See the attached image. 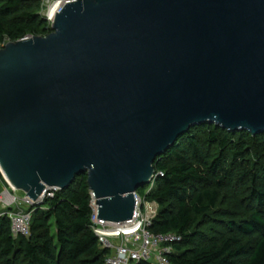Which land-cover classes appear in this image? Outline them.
Instances as JSON below:
<instances>
[{
	"label": "water",
	"instance_id": "1",
	"mask_svg": "<svg viewBox=\"0 0 264 264\" xmlns=\"http://www.w3.org/2000/svg\"><path fill=\"white\" fill-rule=\"evenodd\" d=\"M264 133V0H65L0 48V168L37 202L80 176L127 222L192 127Z\"/></svg>",
	"mask_w": 264,
	"mask_h": 264
},
{
	"label": "trees",
	"instance_id": "2",
	"mask_svg": "<svg viewBox=\"0 0 264 264\" xmlns=\"http://www.w3.org/2000/svg\"><path fill=\"white\" fill-rule=\"evenodd\" d=\"M39 9L36 0H0V46L46 29L49 22L39 16ZM201 127L214 130L204 142L196 134L180 137L156 159L154 167L160 177L154 187L149 192L146 188L137 191L159 205L150 230L179 236L168 254L172 264H264V161H253L251 171L241 177L250 185V216L235 220L231 213L217 210L220 191L234 182L229 160L232 166H243L247 161L244 137L232 140L230 135H249L264 159V133L253 137L246 131L231 133L208 124L192 127L189 132ZM222 133L225 137L220 140ZM213 146L221 153L230 149V158L212 159L208 147ZM211 213L224 221L227 233L207 239L196 227ZM91 214L87 176H80L68 189L34 208L29 237L14 238L11 220L1 216L0 264H105L109 251L101 247L92 229Z\"/></svg>",
	"mask_w": 264,
	"mask_h": 264
},
{
	"label": "built area",
	"instance_id": "3",
	"mask_svg": "<svg viewBox=\"0 0 264 264\" xmlns=\"http://www.w3.org/2000/svg\"><path fill=\"white\" fill-rule=\"evenodd\" d=\"M47 17L48 22L52 24L53 20ZM157 175L160 177V174ZM0 180L5 189L0 193V217H9L14 238L29 237L34 208L43 206L46 200L53 198L59 190H49L37 202H34L26 196L23 199L16 196L17 190L6 180L1 168ZM155 183L156 180H152L147 192L154 187ZM134 196L136 209L133 218L124 223L112 224L98 219V207L94 204L95 199L91 194L92 229L99 238L101 247L109 251L105 264H138L141 261L150 262L151 260L156 264H172L168 254L172 250L171 244L178 241L179 236L175 233L154 234L150 229L158 216V203L147 200L137 192ZM23 204L27 205L26 210H15L17 206Z\"/></svg>",
	"mask_w": 264,
	"mask_h": 264
},
{
	"label": "rangeland",
	"instance_id": "4",
	"mask_svg": "<svg viewBox=\"0 0 264 264\" xmlns=\"http://www.w3.org/2000/svg\"><path fill=\"white\" fill-rule=\"evenodd\" d=\"M36 1L40 5V9L38 12L39 16L47 20L48 12L51 6L56 1L64 2L65 0H36ZM49 25L46 29H41L38 35H30L27 38H32L35 36L44 37V36L49 35L51 33V30H49L51 29V24L49 23ZM9 42L10 41H6V43L2 44L0 48ZM211 130L213 131L214 128L212 127L195 128L191 132L187 133V135L196 134L198 135V138H200L202 142H204L209 134V131ZM240 136L244 137V146H247V149H246L247 159H245L247 161L243 162L244 163L243 166H238L234 164L233 165L234 167H233L232 166L233 162L231 161V159L229 160L228 166L231 167V171L234 176V182L232 186H228L225 189L220 191V199L217 205L218 211H225V212L231 213V215L234 216L235 220L245 219L249 217L251 213V208L248 203V198L250 196V185L249 183H247L246 178L245 179L244 177L241 178L243 176L242 174L244 172L251 171V169L254 166L253 161L255 160L256 161L258 160L260 162L264 161L263 156H261V153L259 154L256 148L254 139L249 137V135L241 134V133L230 135L232 140L238 139ZM224 137H225V134L222 133L219 139L222 140ZM183 140L185 139H182L181 141L183 142ZM208 150H209V153L212 155V159L220 158V159L225 160V159L230 158L231 150L228 148L224 149L222 153L218 146L208 147ZM257 155H258V158H257ZM144 188L148 190L149 185H146ZM3 191H5V189H4L3 183L0 180V193H2ZM16 196L18 198L23 199L25 194L22 191H17ZM27 208H28L27 205L23 204L22 206H17L15 210L21 211V210H26ZM199 221H200L199 222L200 224L196 228L201 230L205 234L207 239L218 238L221 235H225L227 233L226 229L223 226L224 221H222L214 213H211L210 215H208V217L201 218ZM150 262L152 264H156V262L153 260H151Z\"/></svg>",
	"mask_w": 264,
	"mask_h": 264
},
{
	"label": "bare ground",
	"instance_id": "5",
	"mask_svg": "<svg viewBox=\"0 0 264 264\" xmlns=\"http://www.w3.org/2000/svg\"><path fill=\"white\" fill-rule=\"evenodd\" d=\"M64 6V2L62 1H56L50 8L49 12H48V16L50 19L54 20L56 17V14L59 13V11L63 8Z\"/></svg>",
	"mask_w": 264,
	"mask_h": 264
}]
</instances>
